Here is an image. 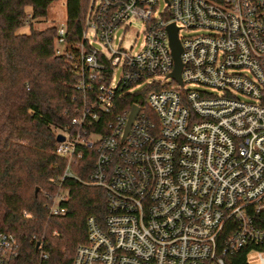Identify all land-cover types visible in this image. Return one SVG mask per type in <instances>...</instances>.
Segmentation results:
<instances>
[{
	"label": "built area",
	"instance_id": "1",
	"mask_svg": "<svg viewBox=\"0 0 264 264\" xmlns=\"http://www.w3.org/2000/svg\"><path fill=\"white\" fill-rule=\"evenodd\" d=\"M84 1L72 48L66 19L56 26L55 52L68 56L82 99L54 130L63 136L55 153L66 159L62 182L77 178L72 162L94 149L88 181L104 188L106 213L86 218L70 264H227L245 249L264 264V0ZM132 21L144 25L135 52L113 44ZM170 24L181 83L170 76ZM182 29L205 33L180 37ZM147 85L143 106L112 114L116 97ZM65 199L52 196L50 214H63ZM15 248L1 232L0 264H11Z\"/></svg>",
	"mask_w": 264,
	"mask_h": 264
},
{
	"label": "trees",
	"instance_id": "2",
	"mask_svg": "<svg viewBox=\"0 0 264 264\" xmlns=\"http://www.w3.org/2000/svg\"><path fill=\"white\" fill-rule=\"evenodd\" d=\"M54 1L0 0V233L16 239L11 264H70L76 246L85 241L86 218L102 220L106 213L104 188L88 181L94 149H84L82 158L72 162L77 178L60 181L66 159L55 153L54 130L70 121L82 92L68 56L55 52L56 25H35L47 19ZM65 6L72 48L86 2L66 0ZM25 26L28 30L20 31ZM151 89L147 85L116 97L112 114L134 103L143 106ZM108 117L100 116L94 130L105 131L102 124ZM59 188L67 192L60 203L65 212L52 215L47 205ZM259 223L264 227V211ZM246 256L245 249L225 256V261L248 264Z\"/></svg>",
	"mask_w": 264,
	"mask_h": 264
},
{
	"label": "rangeland",
	"instance_id": "3",
	"mask_svg": "<svg viewBox=\"0 0 264 264\" xmlns=\"http://www.w3.org/2000/svg\"><path fill=\"white\" fill-rule=\"evenodd\" d=\"M65 1L66 0H55L51 6L48 9V14H47V19L40 21V22H35V25L38 27H44L49 24H54L56 26H60L63 24V22L66 19V6H65ZM162 5V4H161ZM143 29L144 25L142 22L139 21H132L130 25L124 30L123 26L118 28L116 33L114 34V39H113V44L115 46H120L123 48H131L133 52L137 51L140 43L143 39ZM28 27L25 26L20 31H27ZM200 33H205L203 30H196V29H182L179 31V36H188V35H195V34H200ZM87 36L90 37V32L87 33ZM96 48L101 49V45L98 43L94 44ZM115 80L118 78V71H116L114 75ZM188 88H199V86L195 85H188ZM210 92L213 93H218L215 90H209ZM66 195L67 192L63 188H59L58 191L53 195ZM264 256V253H262ZM247 263L248 264H260L259 261V256L257 251H251L250 253L247 254Z\"/></svg>",
	"mask_w": 264,
	"mask_h": 264
},
{
	"label": "water",
	"instance_id": "4",
	"mask_svg": "<svg viewBox=\"0 0 264 264\" xmlns=\"http://www.w3.org/2000/svg\"><path fill=\"white\" fill-rule=\"evenodd\" d=\"M167 31H168V36H169V46L171 49V54H172V58L174 62L173 70L171 71L170 76L174 78L175 80H177L179 83H181V79H180V70L182 67V63L180 60L181 47H180L179 40L177 38V27H175L173 24H170L167 27ZM137 112H138V106L133 105L131 107V111H130L128 121H127L125 131H124V135L128 132L130 125ZM56 140L57 141L63 140V136L57 135ZM36 191H37V188L35 189V192ZM38 246H39V243H36V248Z\"/></svg>",
	"mask_w": 264,
	"mask_h": 264
}]
</instances>
